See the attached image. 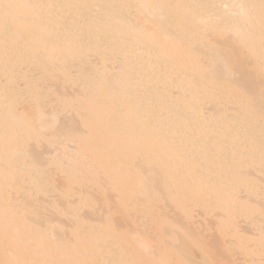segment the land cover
I'll return each instance as SVG.
<instances>
[{
  "label": "bare ground",
  "instance_id": "1",
  "mask_svg": "<svg viewBox=\"0 0 264 264\" xmlns=\"http://www.w3.org/2000/svg\"><path fill=\"white\" fill-rule=\"evenodd\" d=\"M231 254L264 264V0H0V264Z\"/></svg>",
  "mask_w": 264,
  "mask_h": 264
},
{
  "label": "rangeland",
  "instance_id": "2",
  "mask_svg": "<svg viewBox=\"0 0 264 264\" xmlns=\"http://www.w3.org/2000/svg\"><path fill=\"white\" fill-rule=\"evenodd\" d=\"M33 74H35V73H33ZM33 74H32V75H33ZM21 83H23L22 80L19 81V84H21ZM49 199H50V198H49ZM75 199L77 200V197L74 198V200H75ZM165 207H166V204H165ZM166 208H167V210L164 209V206H163V208L161 207L160 210L163 211L162 209H164V211L166 212V211L169 210V209H168V206H167ZM171 209H172V208H171ZM171 209H170V210H171ZM196 210H199V211H196ZM205 210H206V208H205V209H204V208H201V209H200V208H197V209H195L196 213H194V216L196 215V217H194L195 219H193V220L190 222L189 226L191 225V227H192V225L195 224V225H194V227H195L194 229H196L195 231H198V232L200 233L201 230L204 229V228H205V225H206V227H208V229L205 230V229H206V228H205V229H204L205 232H204L202 235H204V236H203L204 239H205V236L207 235L208 237L206 236V238H207L206 241H207V240H210V241H211L212 236H213V235H212V232H213V234H214L215 231H213V229H210L209 227H212V226L215 227L214 222H215V224H216V222L219 220L218 218H220V216L218 217L219 214L216 213V214L213 215L212 213H208L207 210H206V211H205ZM85 211H91V210H88V209L84 208V212H85ZM168 212H169V211H168ZM82 213H83V212H82ZM161 213H163V212H161ZM169 213H170V214H169ZM169 213H168V214H167V213H164V214H165V215L167 214L168 217H169V216H170V217H171V216L174 217V216L177 215L176 212L174 213V211H173V213H172L171 211H170ZM85 214H87V213L85 212ZM175 214H176V215H175ZM203 214H204V216H203ZM206 214H207V215H206ZM210 215H211V217L213 216V218H211ZM215 215H217V217H215ZM207 216H208V217H207ZM173 217H171V218H173ZM176 217H177V216H176ZM176 217H174V218H176ZM255 217H256V216H255ZM255 217H251V218H249V219H245V221H246L247 223H246L245 221H243L242 219H241V221H240V219H238V220L236 221V222H238V224H239V225L237 224V226L239 227V228H238L239 231L243 230V232H245V231L248 232V231H250V230L252 229L250 232H248V234L245 233L247 236H248L249 234L252 235V236L249 235V238H251V239H253V237L256 236V232H257V234H258V231L255 230V226H254V228H253V225H254V223L256 222L255 220L253 221V219H254ZM252 218H253V219H252ZM213 219H216V220L218 219V220L215 221V220H213ZM255 219H256V218H255ZM194 220H195V221L197 220V222L195 223ZM204 220H206V221H204ZM247 220L249 221V223H248ZM210 221H211V223L209 224ZM213 221H214V222H213ZM239 222H240V223H239ZM241 222H242V223H241ZM205 223H206V224H205ZM251 223H252V224H251ZM199 224H201V225H199ZM211 224H212V225H211ZM243 224H244V225H243ZM248 224H249V225H248ZM240 225H241V226L243 225V226L241 227ZM196 226H198L199 229H198ZM203 226H204V228H203ZM201 227H202V228H201ZM214 227H213V228H214ZM243 227H244L245 229H243ZM247 227H250L251 229H250V228H247ZM214 229H216V228H214ZM199 230H200V231H199ZM204 230H203V231H204ZM211 231H212V232H211ZM254 231H255V233H254ZM206 232H207L208 234H207ZM199 233H198V234H199ZM201 233H202V232H201ZM215 233H216V232H215ZM210 234L212 235L211 237H210ZM254 234H255V235H254ZM199 235H200V234H199ZM202 235H201V236H202ZM209 237H210V238H209ZM213 239H214V237H213ZM229 239H230V241L232 240L231 238H228L226 241H229ZM251 243H253V242H251ZM251 243H249V244H251ZM253 245H254V244H253ZM253 245H249V246H250V249H251V246H252V248H253ZM254 247H257V246H254ZM228 248H230V246L226 247V250H225V251H228V250H227ZM256 249H257V248H256ZM252 250H253V249H252ZM231 256H232V254H231ZM228 257H229L228 259H224L225 261L222 262L223 264H224V263H225V264H228V263H230V261L228 262V260H233V259H230V256H228ZM233 257H236V258H235L236 262L232 261L230 264H233V263L236 264L237 261H238L237 264H241L242 261H244V260L241 259V258L244 259V256L242 257V255H240V254H239V255L232 256V258H233ZM237 258H239V259L237 260ZM255 259H257V258H255ZM226 260H227L228 263L226 262ZM240 260H241V263H239ZM245 262H246V260H245L244 263H242V264H245ZM246 263H247V262H246Z\"/></svg>",
  "mask_w": 264,
  "mask_h": 264
}]
</instances>
